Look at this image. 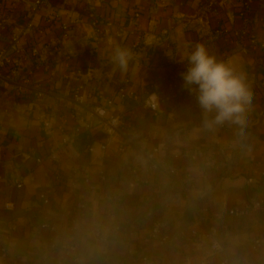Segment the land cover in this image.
I'll return each mask as SVG.
<instances>
[{
	"label": "crops",
	"instance_id": "1",
	"mask_svg": "<svg viewBox=\"0 0 264 264\" xmlns=\"http://www.w3.org/2000/svg\"><path fill=\"white\" fill-rule=\"evenodd\" d=\"M33 1L0 0V48L19 35L18 83L32 92L18 97L14 80L0 79V247L7 223L17 225L0 264H61L64 241L78 244L83 264H142V251L150 264H220L224 254H212L207 243L191 237L210 226L217 228L229 264H264V246L252 248L264 234V210L242 221L227 213L258 194L264 158V50L244 52L231 35L243 0H44L36 12ZM250 6L253 33L264 38V0ZM87 8L109 17L114 27L95 32ZM134 10L143 35L137 48L118 31ZM197 43L247 74L253 103L243 125L210 126L215 113L201 121L186 100L156 116L147 111L148 98L182 79L175 72ZM117 46L133 52L126 73L114 70ZM123 85L139 99L115 98ZM112 98L107 113L120 120L108 127L95 109ZM76 126H89L90 139L76 136ZM201 147L217 153L193 160ZM153 148L159 150L156 182L146 186L130 168L134 162L143 168ZM29 149H36L32 156ZM37 157L43 158L39 164ZM14 172L23 177L21 189L10 185ZM45 190L48 204L39 198ZM7 202L13 210L4 209ZM79 203L88 211L70 232ZM157 218L169 223L168 243L148 239ZM97 234L106 241L96 242Z\"/></svg>",
	"mask_w": 264,
	"mask_h": 264
},
{
	"label": "built area",
	"instance_id": "2",
	"mask_svg": "<svg viewBox=\"0 0 264 264\" xmlns=\"http://www.w3.org/2000/svg\"><path fill=\"white\" fill-rule=\"evenodd\" d=\"M44 0H34L33 1V12H36L37 9H39ZM89 1H95V0H89ZM251 0H243L239 12H238V18L240 19L239 26L232 31V37L235 41H238L241 46L242 50L245 52L248 49L250 50H264V38H260L257 35L253 33L252 30V23H254V16L251 10L250 6ZM84 15L87 17V19L90 22V25L93 27V30L97 33L103 32L105 29L114 27L113 21L106 16L99 15L92 9H85ZM140 18V12L139 10H134L129 16L126 25L119 28V32L124 31L126 32L127 37H130L132 39V46L133 48H137L142 40L143 35L137 30V22ZM260 27L264 29V21H262L260 24ZM125 27L127 28L125 31ZM62 29L65 31L67 28L66 26H62ZM217 33H220L219 30L216 31ZM163 34L166 32L163 31ZM228 49L223 51V56L227 55ZM20 52V37L19 35L13 34L10 42L0 48V79L4 78H10L11 80H14V90L18 97H28L32 92L28 90L26 87H23L21 84L18 83V79L20 77V70H21V60L19 57ZM33 53H35V49L32 50ZM187 63L184 62L182 65L178 67L175 74L177 76H182V73H184L187 70ZM77 73H80V70H77ZM24 82H26L24 80ZM262 87H264V81L262 83ZM114 97L118 98L121 102L126 101L128 98L131 100L137 101L139 99L138 94L133 92H127L126 86H119L115 93ZM75 101H79L81 97L79 96V91L77 90L74 95ZM187 101L190 105L191 109L197 114L199 120L205 121L208 118H210L213 113L205 114L203 110L201 109L197 96L194 93H191L184 85L183 79H181L176 84H171L165 92H163L160 96L156 97L155 99H152L151 97L148 98V100L144 103L147 111L151 113L152 115H158L162 112V107H167L169 104L178 102V101ZM114 104V98L108 99L106 101L105 107H99L95 109L96 115L102 120V122L108 126L113 127L115 125L116 121L120 120V117L113 116L112 114L107 113V109L111 108ZM44 128L49 127V123L47 121L43 122L42 125ZM221 128L225 127V122L223 124H219ZM73 133L78 135H83L86 139H90L89 134V126H86L85 128H81L80 126H76L73 128ZM105 145L100 146V150H105ZM86 150L88 153L93 152V146L87 145ZM36 149H29L28 156L33 155L35 153ZM159 153L158 148H153L150 152L145 154V159L147 163L141 168L138 163H132L130 168V173L133 176L138 177L142 180V183L146 186H152L156 182V172H157V163H156V156ZM210 153V156H215L217 153V150L215 148L213 149H205L204 147L199 148L193 155L192 159L196 160L200 157H206ZM136 159V157H135ZM43 161L42 157L35 158L36 163H41ZM213 164V163H212ZM259 178L261 180L258 194L255 196V198L243 205V206H235L231 208L227 213L229 216L242 221L247 220L250 214L254 211H262L264 210V158L262 159V169L258 173ZM56 177H58V174L56 173ZM10 185L16 189H21L24 185L23 177L18 174L17 172H14L10 178ZM49 192L44 191L39 194L40 200L43 202V204H48L49 200ZM4 209L6 210H13L14 206L12 203L7 202L4 204ZM88 208L85 203H79L76 207V213L74 217L71 219L70 223V232H75L77 230V220L79 216H85L87 214ZM42 227L47 228V224H44ZM17 229V225L14 221H10L7 223L6 228L3 232V244H1L0 247V254L1 256H5L6 254V247L7 242L12 235L13 232H15ZM191 237L195 238L197 240H201L202 242H205L209 245V248L212 252V254H224V257L220 264H229L230 258L226 254L225 249L222 246V243L218 237V230L214 226L207 227L205 230L201 232H192ZM96 242L103 243L106 241V239L102 236L97 234L96 235ZM148 239L150 240H157L160 244L168 243L172 240L169 234V223L164 218H157L154 219L151 223L150 229H149V235ZM264 246V234L259 235L255 237L252 241V248L255 251L260 250ZM60 248L62 250V257L60 260L61 264H83L82 258H81V252L79 249V246L76 242L72 241H64L60 244ZM138 261L142 264H150L151 259L145 252H140ZM201 264H208L207 260H202L200 262ZM240 264H252L250 261H244L240 262Z\"/></svg>",
	"mask_w": 264,
	"mask_h": 264
},
{
	"label": "clouds",
	"instance_id": "3",
	"mask_svg": "<svg viewBox=\"0 0 264 264\" xmlns=\"http://www.w3.org/2000/svg\"><path fill=\"white\" fill-rule=\"evenodd\" d=\"M133 59L130 49L117 46L112 55L114 70L126 73ZM187 70L182 73L185 87L196 94L198 103L207 115L215 113L209 125L231 122L245 123L253 103V92L247 74L238 70L231 61L218 58L201 43L187 53Z\"/></svg>",
	"mask_w": 264,
	"mask_h": 264
},
{
	"label": "water",
	"instance_id": "4",
	"mask_svg": "<svg viewBox=\"0 0 264 264\" xmlns=\"http://www.w3.org/2000/svg\"><path fill=\"white\" fill-rule=\"evenodd\" d=\"M23 160L22 155H18L15 158L16 164L19 166L21 164V161Z\"/></svg>",
	"mask_w": 264,
	"mask_h": 264
}]
</instances>
